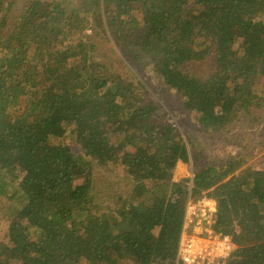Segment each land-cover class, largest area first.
Wrapping results in <instances>:
<instances>
[{
    "label": "trees",
    "instance_id": "trees-1",
    "mask_svg": "<svg viewBox=\"0 0 264 264\" xmlns=\"http://www.w3.org/2000/svg\"><path fill=\"white\" fill-rule=\"evenodd\" d=\"M10 6L0 0V264H183L186 203L204 196L235 243L226 264H264V170L243 153L206 161L166 108L180 97L216 132L256 120L264 0H26L9 22ZM206 57V76L183 68ZM179 161L193 177L173 179Z\"/></svg>",
    "mask_w": 264,
    "mask_h": 264
},
{
    "label": "rangeland",
    "instance_id": "rangeland-1",
    "mask_svg": "<svg viewBox=\"0 0 264 264\" xmlns=\"http://www.w3.org/2000/svg\"><path fill=\"white\" fill-rule=\"evenodd\" d=\"M26 0H8L11 4L8 13V21L11 22L13 18L20 12L24 2ZM91 30L87 31L90 33ZM92 39L98 47V53L101 55L108 54L110 47L116 48L113 41L105 43L104 40L99 38L92 32ZM119 53V58L114 59L116 64H121L123 61V55L120 54V49L116 48ZM213 63L210 58H207L195 62L193 64H185L183 68H192L193 72L206 76L209 71L212 70ZM140 74L142 82L149 81L150 91L155 92L159 85H162V81L159 77L152 74L150 65L140 64ZM253 87L256 89L264 83V76L257 75L254 78ZM156 87V88H155ZM156 93V92H155ZM157 95V94H156ZM184 100V99H183ZM166 107V106H165ZM172 118L178 124L185 141L189 144V141L194 142L197 147L203 150V157L206 161L221 163L222 160L227 159L229 156L243 153L248 158L246 166L250 165L256 169L264 170V107L259 108L254 112L256 120L248 122L247 117L241 116L242 120L234 124L231 129L224 130L223 132H216L214 130H204L198 122L199 113L196 110H187L183 104L182 99L170 100L167 102L166 107ZM66 142L70 145L73 152L76 154L81 153L82 149L73 140L72 135H66ZM190 146V145H189ZM193 161L182 162L179 161L173 171V179L175 181L184 180L188 177H193ZM85 181L84 177H79L77 182ZM191 198V197H189ZM194 199V198H193ZM188 201V200H187ZM4 225L0 224V235L2 234ZM191 233V231H189Z\"/></svg>",
    "mask_w": 264,
    "mask_h": 264
},
{
    "label": "built area",
    "instance_id": "built-area-1",
    "mask_svg": "<svg viewBox=\"0 0 264 264\" xmlns=\"http://www.w3.org/2000/svg\"><path fill=\"white\" fill-rule=\"evenodd\" d=\"M216 202L204 196L186 203L177 263L226 264L235 251L230 235L213 229ZM191 231V233L189 232Z\"/></svg>",
    "mask_w": 264,
    "mask_h": 264
}]
</instances>
